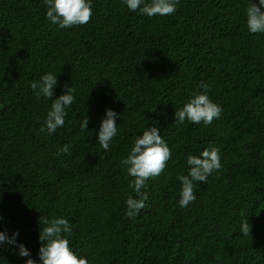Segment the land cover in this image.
<instances>
[{
    "label": "trees",
    "instance_id": "obj_1",
    "mask_svg": "<svg viewBox=\"0 0 264 264\" xmlns=\"http://www.w3.org/2000/svg\"><path fill=\"white\" fill-rule=\"evenodd\" d=\"M247 6L180 0L171 16L148 18L121 0H93L88 24L59 29L45 21L43 0H0V231H18L38 264L39 221L52 216L69 219L71 247L89 264H264V34L248 32ZM49 71L58 75L55 97L65 84L76 88L53 135L39 131L52 101L30 88ZM201 81L222 107L220 119L175 124V109L203 91ZM109 108L121 118L104 152L96 132ZM153 124L172 158L147 181L146 207L129 218L125 200L135 193L120 160ZM65 144L71 155H58ZM210 144L223 167L180 208L186 157ZM0 258L28 259L8 244Z\"/></svg>",
    "mask_w": 264,
    "mask_h": 264
},
{
    "label": "clouds",
    "instance_id": "obj_2",
    "mask_svg": "<svg viewBox=\"0 0 264 264\" xmlns=\"http://www.w3.org/2000/svg\"><path fill=\"white\" fill-rule=\"evenodd\" d=\"M129 12H138L141 16L165 17L177 11L180 0H121ZM45 8V21L58 26L59 29H70L89 23L93 16V0H43ZM245 22L250 34H264V0H248L245 9ZM58 75L49 71L42 74L39 79L30 82V88L37 100H51V106L46 113L39 131L53 135L58 128H63L69 109L76 101V88L64 85L65 91L58 97L54 96V89L58 86ZM210 85L201 81L198 89L190 95L185 103L174 111L175 124L210 125L213 120H219L223 111L222 107L214 102L208 95ZM121 114L113 109H106L99 130L96 132L99 148L104 152L110 151V145L118 135L119 126L116 121ZM89 117L83 115L80 130L86 132ZM147 123V120H146ZM145 123V124H146ZM71 145L65 144L59 148L58 155H71ZM172 158V151L168 142L163 138L161 131L155 124L145 127L140 135H136L125 157L120 163L124 166L127 176L132 177L128 187L135 193L129 194L125 200L126 215L134 218L146 207L148 200L147 181L155 179L165 170L168 161ZM187 174H180L179 199L180 208H187L195 202L194 189L203 182L207 184L209 177L218 173L223 165L220 149L211 144L204 148L199 155L188 154L186 157ZM39 223L44 227L40 230L39 241L41 246L38 251L39 264H89L87 256L82 255L71 247L70 237L73 227L65 216L41 217ZM250 225L246 220L241 222L240 233L243 236L250 234ZM19 232L9 236L5 231H0V245L8 244L18 250V255L27 257L25 264H38L31 258V252L22 243H17ZM0 260L3 261L2 258Z\"/></svg>",
    "mask_w": 264,
    "mask_h": 264
}]
</instances>
